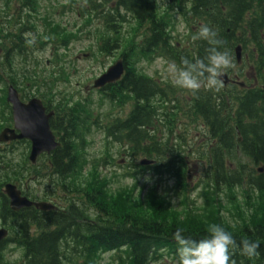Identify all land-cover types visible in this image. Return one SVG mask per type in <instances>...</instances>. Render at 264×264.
<instances>
[{
	"label": "trees",
	"instance_id": "trees-1",
	"mask_svg": "<svg viewBox=\"0 0 264 264\" xmlns=\"http://www.w3.org/2000/svg\"><path fill=\"white\" fill-rule=\"evenodd\" d=\"M17 1L27 9L39 2ZM103 1L110 3L111 0ZM174 2L180 15L192 28L198 29L201 23H208L216 29L219 38L224 42L223 49L228 52L233 63L236 46L241 45L245 49L251 47L249 58L255 77L260 83L255 90L212 92L201 89L192 95L193 113L207 128L210 140L204 156L210 165L209 176L212 178L213 192L205 190V198L208 202V198L215 195L219 197L224 193L232 201L230 192L246 186L257 197L264 198V173L258 174L255 170L258 167L264 168V0ZM154 3V0H116L114 10L104 16L105 22L109 28H116L112 22L117 20L127 23L126 16L120 15V11L128 14L139 26L150 22L151 37L141 46V54L147 57L150 53L154 55L157 52L159 57L174 60L177 64L182 57L203 58L207 54L208 46L201 41L193 42L191 36L194 32L190 34V42L184 50H179L171 43L168 35L169 22L164 19L166 17H156ZM8 18L14 20V16L7 12L1 24L5 28L4 37L7 40L3 48L4 63L0 66V88L11 83L22 92L39 83L36 80L38 75L31 64L22 69L15 62L17 57L29 61L27 57L30 53L24 47L27 44L25 18L18 15L14 23L7 20ZM12 27H16L14 31H11ZM127 52L126 63L135 57L132 56L135 54L133 49ZM239 73L242 76L244 72ZM0 92L5 93L1 89ZM167 92L155 80L127 68L125 77L120 82L107 86L103 94L116 105L129 99L133 102V108L126 119L110 122L105 130L107 138L124 145L129 157H155L158 163L148 167L149 171L164 177L174 176L181 186H185L186 163L183 157L177 155L173 147L160 141L158 137L157 127L171 115L169 112L162 114L154 100L159 98L165 105L173 103ZM67 112V121L62 133H59L61 147L52 154L48 168L53 177L62 179L65 184L63 190L67 194L74 197L84 194V199L91 206L82 205L83 199L80 198L58 215L46 213L34 218L26 216L25 213L29 212L26 211L22 217L17 216V223L38 225L44 230L37 238H29L27 235L22 238V242L16 244L17 248L24 250V261L21 264H98L103 253L113 254L111 264H153L160 261L166 251L177 262V245L172 239V233L177 227H183L191 238L200 239L206 235L208 223L222 224L233 232L237 242V248L231 254L234 264H264V213L259 202L253 203L252 209L257 214V220L250 224V217L249 223L246 222L240 228L229 226L226 217L216 218L214 214L209 216L187 212L182 219L176 214L168 215L161 209L158 211V202L166 204L168 200L166 195L160 196L156 189L148 196L146 208L138 209L137 205L140 203L134 200L125 206L124 213L120 210L113 214L110 205L103 206L99 203L100 199L105 202L100 191L95 189L96 194L93 195L90 189L85 191L79 177H76L83 163L82 151L85 149L86 137L99 124L90 121L91 111L83 103L76 104ZM170 122L167 121L168 124ZM238 156L245 158L254 168L242 163L235 164ZM219 202L215 199L212 204H208L211 207L216 204L221 206ZM94 208L97 210L95 214ZM60 214L63 216L60 217ZM50 223L54 229L47 225ZM44 225L47 227H43ZM24 228L27 234L28 228ZM242 238L259 244L258 258L250 261L241 255L239 243Z\"/></svg>",
	"mask_w": 264,
	"mask_h": 264
},
{
	"label": "rangeland",
	"instance_id": "rangeland-1",
	"mask_svg": "<svg viewBox=\"0 0 264 264\" xmlns=\"http://www.w3.org/2000/svg\"><path fill=\"white\" fill-rule=\"evenodd\" d=\"M155 1L158 14L166 17L170 24L172 42L179 50H184L188 46L191 25L186 24L177 6L171 4L169 0ZM106 5L107 2L98 0H39L27 9L17 0H0V50L3 53L7 39L4 37L5 28H2L1 24L5 14L8 12L14 16V20L7 19L12 20V23L17 21L18 15L24 17L26 21L24 26L27 28V44H24V47L30 53L27 57L29 61L17 57L15 62L22 69L25 65L31 64L36 70L34 72L38 75L36 80L39 83L20 91L22 95L52 96L54 103L59 102L65 109L79 103L88 105L92 114L90 121L98 120L100 127L117 118L125 119L133 108V102L127 99L121 105L112 104L101 91L94 90L92 86L93 82L119 61L126 51L133 49L135 54L132 56L135 57L130 58L129 62L134 65L129 68L160 82L168 90V97L174 101L165 105L159 98L154 100L162 114L169 112L171 115L157 127L158 137L160 141L167 142L173 147L177 155L183 157L186 163L185 186H181L174 176H160L149 171L147 166L141 165L145 159L155 161L154 164L150 162L149 165H157L155 157L145 158L142 155L129 157L124 145L116 143L113 139L108 140L100 128H93L86 137L85 149L82 151L83 163L76 176L79 177L81 187L85 191L90 189L92 195L96 194L98 189L106 202L100 199L99 203L103 206L110 205L113 214L114 211L120 210L124 213L125 206L134 200L140 203L137 205L138 209L146 208L148 196L153 189H156L160 196L166 195L168 200L166 204L158 202L160 208L157 207V210L161 209L168 215L176 214L183 219L187 212L209 216L214 214L216 218L226 217L229 226L235 225L234 228L249 223L251 217L250 224H253L257 220V214L252 210L253 203L259 202L264 213V198L257 197L247 186L231 191L232 201L221 193L219 197L215 195L208 198L207 202L204 191L213 192V182L209 176L210 165L204 156L210 141L207 128L193 113L192 94L177 89L165 78L164 68L171 60L159 57L157 52L154 55L150 53L148 57L141 54V45L147 36L144 25H137L128 15L127 23L114 21L112 25L116 28L108 27L101 13L108 7ZM121 15L123 16V12ZM15 28L12 27L11 31ZM239 46L241 62L239 64L236 61L232 62L231 69L238 74L239 71L244 72L240 82L247 83L249 80L252 81L255 75L249 58L251 47L245 49ZM151 56L153 58H150ZM3 63L4 56L0 54V65L2 66ZM0 89L5 90V86ZM7 115L5 94L0 92L1 121H5ZM167 121L171 122L168 124ZM27 152L26 147H17L7 153L8 160L2 164L1 169L10 166L12 172L9 174L11 176L9 179L18 178L19 172L25 171V166L28 165ZM0 155L5 153L0 151ZM235 161L237 165L242 163L254 168L242 156H238ZM35 175H37L35 171L31 172V176L25 175L22 179L24 188L28 185L29 191L37 195L54 192V196L59 199L58 202L66 208L78 202L80 198L83 199L82 205L91 206L84 199V194L74 197L63 190V185L55 184V187L51 188L50 183H45L42 177L34 178ZM44 176L47 177V174ZM215 199L220 201L221 206L217 204L209 206ZM95 211L97 210H94V214ZM1 254L0 264H20L23 251L8 244ZM112 257L113 254L103 253L98 264H111ZM153 264H177V262L169 257L166 251L163 258Z\"/></svg>",
	"mask_w": 264,
	"mask_h": 264
},
{
	"label": "clouds",
	"instance_id": "clouds-1",
	"mask_svg": "<svg viewBox=\"0 0 264 264\" xmlns=\"http://www.w3.org/2000/svg\"><path fill=\"white\" fill-rule=\"evenodd\" d=\"M191 40L204 42L208 46L207 54L203 58L182 57L179 64L168 61L164 68L165 78L177 89L192 95L201 89L219 92L224 85V73L232 67L231 58L223 49V40L208 23H201ZM172 239L177 245V264H234L231 254L237 242L233 232L222 224L208 223L206 235L200 239L191 238L183 227H177ZM258 248L256 242L246 238L240 240L239 251L250 261L259 257Z\"/></svg>",
	"mask_w": 264,
	"mask_h": 264
},
{
	"label": "flooded vegetation",
	"instance_id": "flooded-vegetation-1",
	"mask_svg": "<svg viewBox=\"0 0 264 264\" xmlns=\"http://www.w3.org/2000/svg\"><path fill=\"white\" fill-rule=\"evenodd\" d=\"M169 1L171 4H174V0H169ZM106 6L108 7L101 12L103 13V15L107 14L108 12H111L115 8L114 3L107 4ZM156 7H157V2L155 1L154 3L155 12H156ZM144 27H146L145 32H148L149 25L147 26L145 24ZM0 54L3 55L1 50H0ZM120 60L125 61L123 55L121 56ZM227 74L231 77V79L227 80L225 78L224 86H223L225 90L228 89L229 87L230 88L237 87L244 91L255 90L258 85L257 79L255 78H253L252 81L249 80L248 83L241 84L240 78L237 75V73L234 74L233 72L227 71ZM20 93H19L20 100L24 104H28L33 99H38L41 101L42 106L45 109V114L46 115L51 114V118L49 119V127L52 133L54 134L57 142L61 144V140H60L61 137L59 133H62V128L64 127V124L67 121L65 116L68 115L67 111L69 108L65 109L64 105H61L59 102L54 103V98L52 96L44 95L38 97L31 94L22 95L23 93L21 94ZM5 106L6 108H8V115L5 117L6 118L5 121H1L0 118V123H1L0 136L5 130H8L9 132L5 135V138H10L11 136H13L10 133V131L14 130L15 125L13 121L12 105L8 103V94L5 95ZM19 134L20 132L16 131V135ZM17 147L27 148L28 152L26 155V162L28 165L25 166L24 169L25 171L23 173L21 171L19 172L18 178L14 177L12 179H9L11 177L9 174L12 172L10 166L8 167L5 166L3 168L4 170L1 169V166L2 164L6 163V160H8L7 153L14 151V149H16ZM31 147H32L31 142L25 139L13 140V141L8 140L7 142H0V151L2 153H5V155H0V231L5 230L7 232L6 236L1 241L0 246L3 243H6L5 245L8 244L16 245L17 243L22 242V238H24L27 235L29 238H37L38 236H40L41 233H44V230L39 228L38 225L30 226V224L25 225L23 223H17V216L22 217L24 215L23 212L29 211L27 212V214L25 213L26 216L37 218L41 214L49 213L54 216V215H58L59 212L64 213V211H66L65 209L66 207L58 202L59 199H57L54 196V192L51 193L45 192L43 195L42 194L37 195L34 192L29 191V188L27 187L28 185H25L24 188L22 179L25 177V175L31 176L32 171H35L37 173V175H35L34 178L38 179L42 177L45 183L51 184V188H54L55 184L57 185L59 184V186L60 184L65 186L62 179H60V177H53L50 168H48L53 153L51 155L43 154L42 156H39L37 158L35 163H32L29 159V153ZM45 174H47V177L44 176ZM9 184L15 186L17 190L20 191L21 197L28 199L30 202L34 204L47 203L52 207L51 208L48 207L44 211H42L40 208H36L35 206H32L31 208H23L19 212L13 211L11 209V199L6 194V190H5L6 186ZM50 191H54V190H50ZM59 216L62 217L63 215L60 214ZM47 225L50 226V229H54L51 223ZM19 226L22 227L20 228ZM24 226L28 228L27 234L25 232ZM43 227H47V226L44 225ZM21 250L23 251V256L21 260L22 263L24 261V250L23 249ZM1 261H2V254H0V262Z\"/></svg>",
	"mask_w": 264,
	"mask_h": 264
},
{
	"label": "water",
	"instance_id": "water-1",
	"mask_svg": "<svg viewBox=\"0 0 264 264\" xmlns=\"http://www.w3.org/2000/svg\"><path fill=\"white\" fill-rule=\"evenodd\" d=\"M237 60L240 61V48H237ZM125 71L123 62H118L108 69L99 79L94 82L95 89L104 88L106 85L112 84L121 79ZM224 78H227L226 76ZM8 103L12 105L13 121L15 128L10 133L13 135L10 138H5L9 132L5 130L0 136V142H7L8 140L27 139L32 143V150L30 154V161L36 162L38 156L43 153L51 154L55 151L59 144L56 143L55 137L49 127L50 115L45 114V109L42 103L37 100H31L27 105L22 103L19 99L17 91L10 87L8 90ZM16 131L20 134L16 135ZM142 164H146L142 162ZM6 194L11 199V209L19 211L23 208L35 206L42 210L47 209L49 206L46 204H34L26 198L21 197L20 191L13 185H7ZM5 230L0 231V243L6 236Z\"/></svg>",
	"mask_w": 264,
	"mask_h": 264
}]
</instances>
